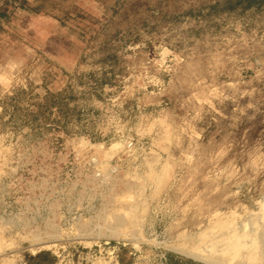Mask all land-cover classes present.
<instances>
[{
  "label": "rangeland",
  "instance_id": "obj_1",
  "mask_svg": "<svg viewBox=\"0 0 264 264\" xmlns=\"http://www.w3.org/2000/svg\"><path fill=\"white\" fill-rule=\"evenodd\" d=\"M227 1L0 0V264H207L260 211L264 5Z\"/></svg>",
  "mask_w": 264,
  "mask_h": 264
},
{
  "label": "bare ground",
  "instance_id": "obj_2",
  "mask_svg": "<svg viewBox=\"0 0 264 264\" xmlns=\"http://www.w3.org/2000/svg\"><path fill=\"white\" fill-rule=\"evenodd\" d=\"M127 186L129 187V185ZM131 195L134 196L132 193ZM125 198H128V195ZM131 202L135 203V200L130 201V205L132 204ZM137 203L139 204V202ZM259 209V212L256 211L257 213H254V211L251 214L247 222L225 223L222 225L221 231H213V235L209 238L207 236L211 233L205 234L207 231L201 233L196 242L201 248L198 245L195 246L198 251L200 250V259L207 264H264V204ZM133 210V208L130 209L128 207V211L126 210V213L124 212L125 214L120 213L121 215L114 217V225H109L108 228L104 229L111 235H119L120 227H129L130 225L131 227H136V217L132 216ZM124 232L126 231L123 229ZM133 237L135 238V236Z\"/></svg>",
  "mask_w": 264,
  "mask_h": 264
},
{
  "label": "trees",
  "instance_id": "obj_3",
  "mask_svg": "<svg viewBox=\"0 0 264 264\" xmlns=\"http://www.w3.org/2000/svg\"><path fill=\"white\" fill-rule=\"evenodd\" d=\"M227 4H229V10H235L239 6L243 7V9L247 10L252 7H261L264 5V0H228ZM111 59L114 61V64L122 63V59L116 53L111 55Z\"/></svg>",
  "mask_w": 264,
  "mask_h": 264
}]
</instances>
